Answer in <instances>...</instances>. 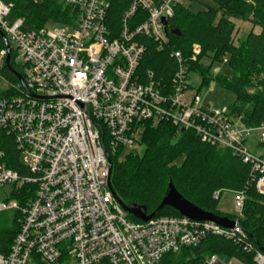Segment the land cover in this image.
I'll return each mask as SVG.
<instances>
[{
	"label": "built area",
	"instance_id": "obj_1",
	"mask_svg": "<svg viewBox=\"0 0 264 264\" xmlns=\"http://www.w3.org/2000/svg\"><path fill=\"white\" fill-rule=\"evenodd\" d=\"M60 1L71 8L73 19L27 30L24 18H10L13 3L0 0V29L23 76V85L15 86L0 73V132L11 137L25 171L7 166L0 149V187L10 186L0 214H21L0 264H160L167 254L197 246L208 236L254 251L256 264H264V252L255 249L239 219L232 228L181 214L135 220L110 185L111 156L140 145L147 125L164 121L249 164L264 198V157L248 146L257 131L264 144V122L248 126L228 105L209 104L206 93L192 88L190 62L198 60L202 47L194 44L188 58L171 51L176 67L170 81L152 69L140 70L143 38L166 47L163 19L174 15L181 0H128L118 31L107 24L108 0ZM139 10L146 17L131 26ZM7 54V48L0 50V70ZM26 184L35 190L20 205L13 194ZM247 189L233 192L239 216ZM220 197L221 191L214 194ZM206 264L225 262L212 255Z\"/></svg>",
	"mask_w": 264,
	"mask_h": 264
},
{
	"label": "trees",
	"instance_id": "obj_2",
	"mask_svg": "<svg viewBox=\"0 0 264 264\" xmlns=\"http://www.w3.org/2000/svg\"><path fill=\"white\" fill-rule=\"evenodd\" d=\"M13 3L10 18H24L25 29H37L50 23L64 25L73 19L70 7L60 0H46L35 4L32 0H4ZM111 4L107 24L118 31L121 18L128 7V0H108ZM159 1V0H155ZM217 7L205 5L204 9L193 12L181 4L176 5L174 15L168 19L167 35L169 43L163 49L151 38H143L146 52L140 70L152 69L158 77L170 81L176 67L171 57L173 49L180 50L185 58L191 56L195 42L202 46V54L197 61L190 62L192 71L202 75V85L208 86L213 77L211 65L204 63L209 57L211 63L223 53L229 54L228 66L234 74L219 75L217 85L234 96L230 103L231 113L240 117L248 126H258L264 122V0H214ZM221 17L217 20L218 13ZM145 14L139 10L131 26L141 23ZM233 19H241L260 27L261 31H251L239 47L231 44L235 29ZM178 30L180 34L173 31ZM7 48L0 33V50ZM208 58V59H209ZM214 60V61H213ZM12 68L21 73L16 62V51L12 49ZM6 80L19 86V79L6 64L0 70ZM145 150L142 155L129 153L119 160L122 152L111 156L113 162L111 188L126 205L138 204L147 207L148 213L157 210L170 182L189 201L206 211L225 215L215 208L219 199L213 197L216 190H243L246 186V200L240 225L250 234L255 249L264 252V198L257 192L251 180V166L233 155L229 149L218 148L204 143L192 130L177 132L168 122L151 123L142 137ZM0 149L7 154V166L24 174V168L10 136L0 132ZM183 158L180 164L176 161ZM35 185L26 184L13 194L20 205L33 195ZM9 213H12L9 215ZM156 215H180L172 207L166 206ZM18 210L0 214V253H7L19 228ZM132 219L137 220L133 215ZM212 255L230 261L236 258L243 264H256L255 252H246L233 241L218 236H208L201 244L185 247L179 253L167 254L160 264H206Z\"/></svg>",
	"mask_w": 264,
	"mask_h": 264
},
{
	"label": "rangeland",
	"instance_id": "obj_3",
	"mask_svg": "<svg viewBox=\"0 0 264 264\" xmlns=\"http://www.w3.org/2000/svg\"><path fill=\"white\" fill-rule=\"evenodd\" d=\"M181 5L184 7L190 9L193 12H198L202 9H204L205 5H209L212 7H217V4L214 0H181ZM221 17V12L217 15V20ZM235 23V29L233 31L232 37H231V44L234 47H239L242 40L247 36L248 33L251 31H255L257 33L260 32L261 28L254 26L252 23L248 21H244L241 19H234ZM51 27H58L60 26L57 23H50ZM194 44H197L199 46L200 43L195 42ZM193 44V45H194ZM192 45V46H193ZM202 47V46H201ZM209 57L203 58L204 63L206 65H211V76L213 77L211 83L208 86L202 85V75L199 71H192L191 73V80H192V88L199 89L203 93H206V101L209 104H213L216 106H223V105H229L234 101V96L222 89L219 85H217V82L215 78L219 75L223 76H231L234 74L233 70L228 66L229 62V54L223 53L219 59H216L214 63H211L212 59H208ZM261 137V131L255 132L254 136L249 139L248 146L250 149V152L257 155H262L264 157V144L259 143V138ZM145 150L144 144L141 142L140 145H137L136 147L121 153V156L119 157V160H123L126 155L129 153L133 154H139L142 155ZM183 158H180L176 161V164H180L182 162ZM221 190H216L213 193L214 194ZM10 192V186H4L0 187V201L7 200L8 194ZM233 192L232 190H224L221 191V197L219 200L215 202V208L220 211L221 213L225 215H229L231 217L235 216L237 219L241 218L239 216L233 199ZM12 213H9L11 215ZM225 264H243L236 258L231 259L229 262L226 260H223Z\"/></svg>",
	"mask_w": 264,
	"mask_h": 264
},
{
	"label": "water",
	"instance_id": "obj_4",
	"mask_svg": "<svg viewBox=\"0 0 264 264\" xmlns=\"http://www.w3.org/2000/svg\"><path fill=\"white\" fill-rule=\"evenodd\" d=\"M164 24L167 26V20L163 19ZM175 34H180V31L174 30L173 31ZM0 33L5 39L7 49H8V54L6 58V65L13 70L14 74L18 77L19 81L23 85V76L20 72L14 70L11 65V52H12V47L10 45V41L7 39L5 36L4 32L0 29ZM110 184V183H109ZM111 185V184H110ZM120 204L123 206V208L129 212L131 215H133L135 218H138L143 221H148L152 217H154L158 211L163 209L166 206L172 207L175 210H177L181 215L187 216L191 219L194 220H199V221H214L218 224H220L223 227L226 228H232L237 224V221L234 219H231L228 216H220L217 215L213 212L206 211L199 207L198 205L194 204L193 202L189 201L186 199L175 187L173 182L169 183V186L165 192V195L158 206L157 210L148 213L147 207L144 205H138V204H132V205H126L123 203L122 200L119 199Z\"/></svg>",
	"mask_w": 264,
	"mask_h": 264
},
{
	"label": "crops",
	"instance_id": "obj_5",
	"mask_svg": "<svg viewBox=\"0 0 264 264\" xmlns=\"http://www.w3.org/2000/svg\"><path fill=\"white\" fill-rule=\"evenodd\" d=\"M234 20V19H233ZM261 31V30H260ZM255 32V31H254ZM257 33V32H256Z\"/></svg>",
	"mask_w": 264,
	"mask_h": 264
}]
</instances>
